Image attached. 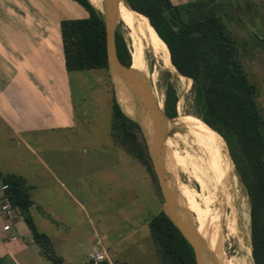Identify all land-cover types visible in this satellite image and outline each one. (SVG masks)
<instances>
[{"label":"rangeland","instance_id":"obj_1","mask_svg":"<svg viewBox=\"0 0 264 264\" xmlns=\"http://www.w3.org/2000/svg\"><path fill=\"white\" fill-rule=\"evenodd\" d=\"M17 2L23 5L25 1ZM173 2L182 3L181 0ZM228 2L232 6L226 7L228 12L223 16V21L229 31L246 45V50L242 53L244 70L258 87V103L264 115V0ZM50 4L52 13L56 11V6L62 12L63 5L66 13L71 16L82 17L85 14L71 0H50ZM96 8L101 12L104 10L103 0L101 8ZM10 15L19 20L25 18L20 11H0L5 28H8L6 26L11 21L14 22L10 21ZM31 17L35 28L28 34H41L43 30L46 33L49 30L50 34L53 32L52 24L47 29V23L36 11L32 12ZM117 20V27L131 55L136 47L141 48L143 53L145 67L132 55L130 77L134 83L133 92L136 89L145 90L151 97V83L157 102L164 108V83L169 74L179 96L177 116L164 120L166 125L175 123V128L168 126L164 130L165 134L162 132L165 139L164 179L173 196L177 213H181L196 228L198 223L203 230L198 213H193L190 205L188 207L181 190L184 186L193 192L198 191L201 195L197 197L199 204L203 208L208 207L214 217L209 220L211 225L219 221L220 228V234H215L211 240L197 231L204 244L208 248L213 247L215 238L218 237V249L223 251L227 262L230 260L234 264H255L252 254L250 198L227 144L216 132L221 137L229 161L209 149H198V146L188 144V148L194 151L187 150L179 137V133L183 132L189 134L191 140L211 146L207 125L191 114L194 111L192 80L179 75L172 66L166 68L154 54L144 36L147 31L146 22L142 18L137 16L136 31L129 29L119 17ZM1 35L7 37L8 31L5 29ZM3 63L7 68L10 65L5 57ZM117 79L109 69L71 73L76 114V126L72 129L17 135L0 118V173L22 176L31 186L29 194L35 203L28 214H19L20 221L13 233L38 256L41 249L33 240L26 215H30L38 230L50 238L55 253L72 264H88V251L92 247L89 239L94 237L95 230L109 244L111 262H158L148 223L153 215L165 210V199L157 175L152 176L112 135V96L113 92L118 98L120 94ZM147 124L149 125L148 120ZM175 151L188 159H192L197 151L204 152L207 183L203 182L202 186L200 182H196L190 162L187 163V168L174 163L172 155ZM208 197L211 203L205 205L204 200ZM16 210L19 209L15 208ZM247 249L250 255L247 254ZM39 258L43 264L51 263L45 256ZM34 261L33 259L31 262Z\"/></svg>","mask_w":264,"mask_h":264},{"label":"trees","instance_id":"obj_2","mask_svg":"<svg viewBox=\"0 0 264 264\" xmlns=\"http://www.w3.org/2000/svg\"><path fill=\"white\" fill-rule=\"evenodd\" d=\"M71 1L86 15L60 21L67 73L108 71L102 12L90 0ZM228 1L192 0L175 4L173 0H125V5L136 19L139 16L146 22V35L178 74L192 80L194 111L191 114L207 125L211 146L227 157L220 138L227 144L250 198L254 261L264 264V115L258 103V87L244 70L242 53L246 45L223 21L228 12L226 7L232 6ZM115 44L120 62L131 69L133 56L118 27ZM164 88L165 113L175 118L179 96L169 74ZM118 99L124 112L112 96V135L155 177L141 127ZM1 184L8 185L5 194L13 209L28 214L33 202L29 194L31 186L26 180L19 175L0 173ZM25 219L41 254L53 264H68L55 253L50 238L38 230L32 217L26 215ZM148 227L159 264H197L193 246L164 211L153 215Z\"/></svg>","mask_w":264,"mask_h":264},{"label":"crops","instance_id":"obj_3","mask_svg":"<svg viewBox=\"0 0 264 264\" xmlns=\"http://www.w3.org/2000/svg\"><path fill=\"white\" fill-rule=\"evenodd\" d=\"M24 1L20 5L17 0H0V11H20L25 17L19 20L10 15V21L14 22L11 21L6 26L8 28L0 17V35L5 29L8 31L7 37L0 36V118L17 135L72 129L76 126V114L71 74L65 68L60 21L79 17L66 13L63 5L62 12L56 6V11L52 13L50 0ZM34 11L42 16L47 29L52 24L51 34L49 30L47 33L43 30L41 34H28L35 28L31 17ZM4 57L9 61L8 68L4 66ZM20 213V210H13L10 219L12 227L8 232L3 231L5 222L0 220V264H43L39 258L43 257L41 253L39 256L36 252L32 253L28 244L21 242L13 233L20 221ZM99 236L103 239L95 230L94 237L89 239L90 244ZM10 237L16 240L10 241ZM103 241L108 250L109 244ZM33 259L35 261L31 262ZM108 264L116 262L109 261Z\"/></svg>","mask_w":264,"mask_h":264},{"label":"bare ground","instance_id":"obj_4","mask_svg":"<svg viewBox=\"0 0 264 264\" xmlns=\"http://www.w3.org/2000/svg\"><path fill=\"white\" fill-rule=\"evenodd\" d=\"M90 1L96 7L101 8V0H90ZM119 18L125 23V25L129 29H131L132 31H136L137 30V28H138L137 19L134 16L133 11L129 10L125 6V0H123V2L119 6ZM143 32H144V30H143ZM144 36L146 37V40L149 42V45L151 46L154 54L162 60L164 66L166 68H168L170 66L173 67L172 63L152 43V41L148 38V36L146 35L145 32H144ZM132 55L135 56V59H137L139 62H141L143 67H145L144 59H143V53H142L141 48L136 47V50H134ZM117 86L120 89V94H119L120 100L123 103V105L125 106L126 110L129 112L130 116L133 119L137 120L138 122H140V124H142V127L145 129V132H146L148 138H150L152 141L154 140V144L155 143L157 144V142L159 141V138H162L164 140L162 132H164V130L167 129L168 126H171L172 128H175V123H173L171 125H166V123L164 122V120H163V118H162V116L160 114H153L152 113L151 116H152L153 120H150V119L148 120L147 118H145L141 114L140 109H139V107L137 106V104L135 102V98H134L135 96H134V92H133L132 86L129 85V84L123 83L121 81V79H117ZM147 120H148L149 125L147 124ZM147 126H148V128H147ZM149 126H150V132H149ZM198 132H199V129H198ZM181 133L182 134L179 133V137L181 138L182 142L186 146L187 150L194 151L193 149H189L188 148V144L191 145V146L193 145L195 147L198 146V149H201V148L202 149H209V150L215 152L216 154H218L219 156L225 158L227 161H229L228 158L224 154H222L221 152L217 151L212 146H208V145H205V144H201L200 142H197L195 140H191L189 134H186V133H183V132H181ZM201 134H203V133H201ZM194 135H195V133H194ZM162 143H163V141H162ZM165 144L168 145L167 143H165ZM197 152L194 154L192 159H188V158L181 157L180 153L175 151V152H173L172 160H173L174 163H176L177 165H180L183 168H187V163L190 162L191 165H192V168H193V178L196 180V182L198 184L200 182V184H202V186H203L204 185L203 182L207 183L206 182V177H205V163H204L205 153L204 152L203 153H199V152L197 153ZM163 156H164V154H163ZM174 168H175V166H174ZM180 170H182V169H180ZM171 171H173V170H171ZM176 180H177V178H176ZM204 189H206V188H204ZM204 189H202V190H204ZM181 191H182L183 196L186 198L188 207L190 205L192 207L193 213H195V212L198 213L197 214L198 220L200 221V223H201V225L203 227V230H202L200 225L197 223V231H198V233L201 232L203 234V237L205 235H207L209 240H211L212 237L214 239L215 234H218V233L220 234L219 221L217 223L211 225V221H209V220H212L214 217L211 216L212 213L210 212L208 207L203 208L199 204V202L197 200V197H201V195L199 193H197L198 191L197 192H193V191L189 190L187 187H184V186H183ZM204 201H205V205H209L211 203L209 197L206 198ZM183 213H184V211H183ZM180 214L178 213V215L181 218H184ZM214 243H215V245L213 247L209 246V248L205 245L206 246V254H205L206 258H205V261L208 264H234L230 260H228L229 262H227V260L225 259L223 251L218 249V237L215 238V242ZM221 243H222V241H221ZM209 249H210V252H209ZM246 252H247L248 255H250V251L248 249H247Z\"/></svg>","mask_w":264,"mask_h":264},{"label":"water","instance_id":"obj_5","mask_svg":"<svg viewBox=\"0 0 264 264\" xmlns=\"http://www.w3.org/2000/svg\"><path fill=\"white\" fill-rule=\"evenodd\" d=\"M122 2L123 0H103L104 10L102 11V14L104 16L106 33H107L108 65H109V70H111L112 73H115L118 79H121L126 84L134 86V83L130 77V67L127 68L120 62L116 51L115 32L117 28V21H118L117 19L119 17V6ZM160 115L162 116L163 120L171 119L166 115L163 114ZM144 133L145 136L147 137V142L149 145V153L153 160L154 170L159 180L162 195L165 199L164 212L168 215V217L173 221V223L179 228V230L182 232L185 238L193 246L197 264H205L206 246L203 240L201 239V237L198 235L197 228L193 226L188 219L181 218L178 215L174 205L173 196L168 190L167 184L164 180V165H163L164 146H162L163 139L159 138L157 144L156 143L154 144V140L152 141L150 138H148L145 129H144ZM163 134H165V132Z\"/></svg>","mask_w":264,"mask_h":264},{"label":"built area","instance_id":"obj_6","mask_svg":"<svg viewBox=\"0 0 264 264\" xmlns=\"http://www.w3.org/2000/svg\"><path fill=\"white\" fill-rule=\"evenodd\" d=\"M8 189V185L1 184L0 186V220L5 222L3 225V231L8 232L12 225L10 219L12 217L13 206L7 198L5 192ZM16 240L15 237H10V241ZM109 252L105 246V242L99 236L92 242V247L88 252V264H103L109 262Z\"/></svg>","mask_w":264,"mask_h":264},{"label":"flooded vegetation","instance_id":"obj_7","mask_svg":"<svg viewBox=\"0 0 264 264\" xmlns=\"http://www.w3.org/2000/svg\"><path fill=\"white\" fill-rule=\"evenodd\" d=\"M150 86H151V90H152V94H153V95H151V97L148 95L147 91H145V90H137L136 89V92H134L135 93L134 94V96H135L134 98H135V102H136L137 106L140 109L141 114L145 118H147L148 120L149 119L153 120L152 116H151L152 113L153 114H159L160 113V114H163V115H166V113H165V109L162 108V106L160 105L159 102H157L156 97H155V91H154V88H153L151 83H150ZM113 90L116 92V89H113ZM113 96L115 97L117 103L119 104V106L121 107L122 111L124 112V110H123V108H122V106H121V104L119 102V99L117 97V94H115L113 92ZM133 120L136 121L140 125L142 133H143V136L145 138V141H146V144H147V147H148V151H149V145H148V142H147V137L145 136L142 124H140V122H138L135 119H133ZM152 164H153V160H152ZM153 167H154V165H153Z\"/></svg>","mask_w":264,"mask_h":264}]
</instances>
